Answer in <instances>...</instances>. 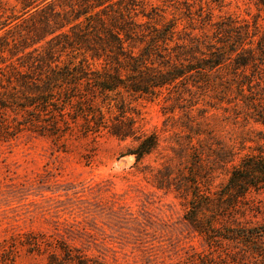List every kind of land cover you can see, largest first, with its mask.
<instances>
[{"label":"trees","instance_id":"1","mask_svg":"<svg viewBox=\"0 0 264 264\" xmlns=\"http://www.w3.org/2000/svg\"><path fill=\"white\" fill-rule=\"evenodd\" d=\"M15 3L19 11L0 0V143L24 132L55 143L106 136L131 140L122 155L138 164L159 140L141 130L134 103L173 89L188 94L179 99L189 112L202 103L204 113L222 109L264 126V28L257 19L213 22L210 9L200 6L202 24L180 29L177 18L166 19L164 9L145 0ZM185 11L195 13L188 5ZM227 155V179L215 196L199 190L198 175L188 173L195 180L184 219L208 248L215 241L246 247L264 239V226L217 227L249 192L264 190V151L238 163ZM155 183L159 189L171 184L166 176ZM29 237L20 243L32 253L40 241ZM57 250L47 264H103L64 244ZM247 253L264 259L260 248ZM189 263L211 264L205 257Z\"/></svg>","mask_w":264,"mask_h":264},{"label":"rangeland","instance_id":"2","mask_svg":"<svg viewBox=\"0 0 264 264\" xmlns=\"http://www.w3.org/2000/svg\"><path fill=\"white\" fill-rule=\"evenodd\" d=\"M145 2L164 9L166 19L177 18L180 29L202 24L200 6L210 9L213 22L257 19L264 28V5L256 6L257 0ZM186 5L195 13L186 12ZM176 92L134 103L141 130L159 140L138 164L122 155L131 140L106 136H70L55 143L24 132L0 143V264H47L63 244L103 264H191L202 257L211 264H262L263 258L247 252L264 251V239L246 247L215 241L208 248L184 216L193 192L189 182L195 180L188 173L198 175L199 190L215 196L227 179V152L238 163L264 151V126L233 119L222 109L204 113L202 103L189 112L179 96L190 97ZM194 162L200 163L196 169ZM164 176L171 184L159 189L155 180ZM238 206L218 219L217 227L264 226V190L249 192ZM29 236L40 241L32 253L20 243Z\"/></svg>","mask_w":264,"mask_h":264}]
</instances>
